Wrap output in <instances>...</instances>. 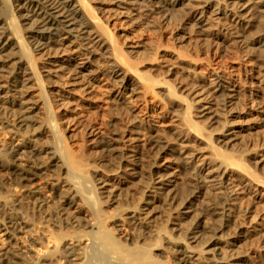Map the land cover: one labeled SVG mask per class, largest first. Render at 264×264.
Returning <instances> with one entry per match:
<instances>
[{"label": "bare ground", "instance_id": "6f19581e", "mask_svg": "<svg viewBox=\"0 0 264 264\" xmlns=\"http://www.w3.org/2000/svg\"><path fill=\"white\" fill-rule=\"evenodd\" d=\"M142 31H169L171 45ZM99 90L134 115L66 138L54 108L84 118ZM149 95L181 106L169 135L137 116ZM3 128L0 264H264V205L240 202L264 203V0H0ZM160 201L174 216L156 215Z\"/></svg>", "mask_w": 264, "mask_h": 264}, {"label": "rangeland", "instance_id": "374dc122", "mask_svg": "<svg viewBox=\"0 0 264 264\" xmlns=\"http://www.w3.org/2000/svg\"><path fill=\"white\" fill-rule=\"evenodd\" d=\"M111 28V32L113 33V35L115 36V38L118 40L120 38L117 37V33H116V28L114 26H110ZM24 33L27 32L26 30L23 31ZM142 35L144 38H148L151 41H155L157 43H159V41H161V43L163 44V42H165V44L171 45L170 42V37H171V32H166L165 34L159 35L157 33L152 34L148 31H142ZM139 71L142 74H150L152 76H154L155 78H161V73H159V71L152 69L151 67L144 65V64H140L139 65ZM208 71L209 69L207 67H205V65H200L199 67H197V72L202 75V76H208ZM183 78V75L180 73H176L173 77L172 80H168L169 84L174 88V90L178 93H181L180 90H178V81H181ZM178 79V81L176 80ZM94 96L96 97L95 100H93L92 103V109L89 111V113L82 118V111L81 109H76L74 110V112L68 114L63 117L60 116V111L55 107V111L57 113H59V116L57 117L59 124H60V128L62 129V131L64 132L66 138H68L69 135H77L79 137L81 131L84 128H88L90 130L92 129H96V132H102L104 135H108L110 133V128L108 126V123L111 119V116L113 113H118L120 115H122L125 118H129L131 116H133V113L128 112L127 110H123L121 109V111H115L113 110V106L110 102V98L102 91L99 90L97 91ZM182 97L183 99H188L187 97H185V95L182 93ZM157 99L160 101L159 103H155V100L152 96H148L146 97V105L142 106L140 105L138 107V109H136V113L137 116H142L141 112H150V113H154L155 118H153V123L155 125H161V130L165 132V134L169 135V130L170 128V123H169V115L170 112L174 111V114H179L181 112V106L179 105H173L171 104L170 100L164 99L162 97H157ZM85 104V102H82ZM112 107V108H111ZM134 108V107H133ZM218 112H220V108H218ZM135 110V108H134ZM161 111V114H157L158 112ZM190 114L192 116V119L199 122L200 125H203V127L207 130H211L214 131L213 133H215V129L217 127V124H213L211 121L209 120H205V119H195L194 113L192 114V110H190ZM120 126V125H119ZM10 131H6V129H0V141L4 142V141H10L9 134ZM243 136L245 139H250L252 136L250 135L249 132H244ZM76 137V138H78ZM215 138H212L211 143L213 145H215L216 147H218L221 151L229 153V148H224L221 147V144H218L214 141ZM78 141V139H76ZM68 143L71 141L70 139H67ZM142 151V150H141ZM142 157L144 159L145 162L150 163L152 161H154L155 159H157V157L152 156L151 154H148L146 151H142ZM158 160V159H157ZM260 176H263V173L259 174ZM181 180H179V187L182 188L184 191H186L188 188H190V186H194L195 187V183L194 182H190L188 181V179L184 176H182L180 178ZM5 181L6 183L9 184H14L16 183V180H14V177L7 175L5 177ZM50 182V178H47V180H43L41 177H38L35 180V185L34 186H40V185H45L46 183ZM185 183V184H184ZM137 186L138 184H134V186H132L130 188V193H134L135 195H138V191H137ZM19 194H21L23 191L22 190H17ZM47 189H43L41 191V194L47 193L46 192ZM138 192V193H137ZM48 194V193H47ZM199 195V194H198ZM52 195L50 194L48 200V210L52 213V217L54 216V219H57L59 216L57 214V212H59V208L57 207V204H53L52 201ZM241 200L240 202L244 203V205L246 204H250L252 210H255V207H257L258 209L262 210V206L264 205H255L253 202V198H252V194L251 193H247L245 195H241ZM27 200L30 201V199L28 198ZM204 201V198L202 197L200 199V201ZM264 202V201H263ZM154 211L156 213V215L161 218L164 219L166 217H168L169 215L174 216V214H170L172 213V207L169 203L164 202V201H160L158 203H156L154 205ZM257 208L255 210V212L257 211ZM262 213L264 212V209L261 211ZM36 220H40L41 218H43V214H41L40 212L36 213L35 215ZM263 244V243H261Z\"/></svg>", "mask_w": 264, "mask_h": 264}]
</instances>
